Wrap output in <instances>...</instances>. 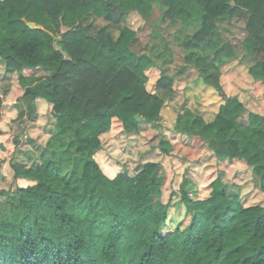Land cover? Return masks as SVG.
I'll return each instance as SVG.
<instances>
[{"label": "trees", "instance_id": "trees-1", "mask_svg": "<svg viewBox=\"0 0 264 264\" xmlns=\"http://www.w3.org/2000/svg\"><path fill=\"white\" fill-rule=\"evenodd\" d=\"M156 3L193 28L181 40L183 61L217 71L220 93L222 68L239 57L217 22L244 18L246 72L264 83V0H0V63L17 74L26 103H15L17 119L32 117L40 99L55 120L38 164L9 160L13 180L33 184L0 190V264H264V205H246L241 190L229 194L217 179L203 188L184 173L163 202L160 163L129 176L118 161L108 176L91 158L115 122L125 142L141 124L165 118L158 88L172 96L176 79L165 61L133 50L138 36L128 20L134 13L147 21ZM94 19L105 24L95 28ZM175 110L169 129L204 142L219 161L243 160L264 193V114L247 111L241 122L246 108L237 97L210 121Z\"/></svg>", "mask_w": 264, "mask_h": 264}, {"label": "rangeland", "instance_id": "rangeland-1", "mask_svg": "<svg viewBox=\"0 0 264 264\" xmlns=\"http://www.w3.org/2000/svg\"><path fill=\"white\" fill-rule=\"evenodd\" d=\"M164 11L165 7L160 3H156L147 21H143L134 13L129 16L130 26L137 31L138 36V41L134 45L133 50L156 56L158 63L165 61V65L163 66L168 70V75L176 79L174 95H170L168 86L158 88L159 97L164 102L172 103L174 106L173 109H180L182 107L196 111L205 120L210 121L222 103L221 93L216 87L217 71L209 69L208 71L202 72L198 68L184 63L183 56L185 51L181 46V40L193 28H182L178 22L172 21L168 14L164 15ZM93 23L95 28L105 24L100 19H94ZM217 30L222 38L228 39L233 43L235 52L239 57V60H233L235 66L240 68L249 64L250 60L245 55L244 49L240 44V41L245 35L244 18L233 19L231 22L220 20L217 22ZM116 35L117 32L114 31V37ZM41 73L42 71H39V74ZM229 74L230 70L223 67L220 73V81L222 80L223 83L221 84L223 93L229 88L227 87L230 81ZM16 100L20 101L22 108L26 107V103H23L21 98ZM45 108L43 115L48 118H45L40 124L33 123L32 120H27L25 122L26 124L22 120H15L16 122L14 124L17 126L15 132H18V135L15 133V138L13 139H17L19 145L20 142H25L26 139L31 138L33 140L29 148L27 147V152L21 150L25 154H17V151L9 153V151L5 150L6 152L2 154V158L0 157V190L29 185L23 181L17 182L13 180L12 171L9 166L11 157L14 156V159H23L25 163L33 166L39 163L41 157L45 156L43 155L44 145L42 144L45 143L54 124V120L48 112V107L46 106ZM243 119L244 117H240L241 122H245ZM28 128L32 133L31 137L28 136ZM114 128L117 127L114 126ZM5 130L8 131L7 129ZM140 131L142 135L137 140L138 147L136 146L137 149L135 148L127 156V161L125 158V149L122 147L127 145L120 138H118L121 141L120 147L117 145L113 146L112 140L107 142L109 145L107 150L110 154L106 155L105 152H96L91 155V158L109 167H113L114 165V162L110 158L115 162L120 161V163L126 165V172L129 176L135 175L145 162L161 163L164 176L162 186L163 202L168 201L172 192L175 191L173 187H176L177 181L182 177V174L186 173L188 175L190 174L201 185L206 181L205 179H202V182L199 181L202 176L207 177L209 180L207 181L208 183L217 179L229 194L240 192V187H242L241 193H245L246 205H264V193L259 192L255 186L257 180L254 178L251 168L243 160H218L219 162H217L216 159H211L210 152L204 142L189 136L171 134L170 130L159 123H143L140 125ZM2 139H6L10 147L14 149L13 140H9V136L7 138L6 135ZM29 153L34 158L33 161L28 159L27 155ZM75 160L76 158H72V156L65 158L64 166L68 171L75 169ZM205 161L206 163L202 166L201 162ZM205 165L207 166L205 167ZM173 200H175V197H173ZM4 201L5 197L0 195V204H3ZM164 229H167V227Z\"/></svg>", "mask_w": 264, "mask_h": 264}, {"label": "crops", "instance_id": "crops-1", "mask_svg": "<svg viewBox=\"0 0 264 264\" xmlns=\"http://www.w3.org/2000/svg\"><path fill=\"white\" fill-rule=\"evenodd\" d=\"M238 66H240V65H238ZM224 68H227L230 70V74H229L230 81L228 82V86L226 85L229 88H228V90L225 91V94L228 96H235L241 102H243V104L246 108V111L243 113V116H242V117H244L243 120L244 121L247 120V111H252V112L259 113V114H264V83L253 81L249 77V75L247 74L246 68L244 66L240 67V68L235 66L234 61L226 64L224 66ZM29 73H30L29 71H26L25 75L29 74ZM152 75L154 76V74H152ZM156 78L157 77H155L154 80H156ZM220 83L223 84L222 80L220 81ZM22 95H23V90L21 89V87L18 84L17 74L16 73H13V74L5 73L4 72V66H3V64L0 63V96H2V98L4 100V106H3L2 110L0 111V132H1L0 133V157L1 158L3 156L2 154H4V152L9 151V153H12L14 150L10 147L9 142L6 139H2V138H5V136L7 135V138L9 136V140H10V139H13L15 137V133H16V135H18V132H15V130L17 129V126L14 124L16 122L15 120H22L24 123L27 122V120H32L33 123L36 122L37 124H40L41 122H43L45 120V118L46 119L48 118L45 115H43L44 109H46L45 107L47 104L44 101L37 99L35 102V104H36L35 114L31 117L25 112L24 115L22 116V118L17 119L18 112H17V109L15 107V103L17 102L16 99L21 98ZM165 103H166V108L164 110L165 118L159 124H162L168 130H170L171 134H175L178 136L179 135L187 136V135L180 134V133H177V132L169 129V127H168L169 123H168L167 117L169 115L170 109H173L174 106L170 102H165ZM175 111H179V108L176 109ZM215 114H216V112H215ZM52 119H53V117H52ZM54 125H55V120H54L53 128L49 132V135L46 138L45 143L42 144V145H44L43 146L44 150H45V147L47 145L48 140L50 139V137L53 133ZM115 126L117 127L116 122H115ZM5 129H7L8 131H6ZM119 130H120L119 127L114 128V125H113L111 131L108 132L107 134L103 135L102 141H103L104 145H103V149L100 150L99 152H105L106 155L110 154V152L107 150L109 147L107 142H109L110 140L113 141V146L117 145L118 147H120L119 143L121 141H120V139H118L119 138L118 137L119 136ZM27 132H29L28 136L31 137L32 133L30 132L29 128L27 129ZM141 135H142V132L140 131L138 135H132V136H129L128 139H126L125 144L127 146H122L125 149L124 151L126 154L125 155L126 161H127V156H129V154H131V152H133L135 148L137 149V147H138L137 146L138 145L137 140L140 139ZM25 137H27V135H25ZM32 140L33 139L29 138V139H26L27 142L26 141L20 142L19 148L17 149V152H18L17 154H25V153H22L24 151H21V150H25L27 152L28 151L27 147L29 148ZM44 150H43V153H44ZM27 156H28V159H30V161L34 160V158L31 156L30 153ZM210 156L212 157L211 159H213V160L215 159V158H213L211 153H210ZM171 158H174V157H171ZM110 159L114 162L113 167H109L106 164H102L100 162H97V163L100 165L101 169L103 170V172L106 175L113 176L114 174H116L120 170V167L117 164V162H115L112 158H110ZM174 159H176V158H174ZM16 160L18 162L25 164V165L31 166V164L25 163L23 159H17L16 158ZM236 160L239 161L238 159H236ZM124 162H125V160H124ZM217 162H219V161L217 160ZM205 163H206V161L201 162V165L203 166ZM206 166L207 165H205V167ZM124 168H125V170L127 169L126 165H124ZM202 179H205L206 181L202 185L199 184V186H202L203 188H205V187H207V185L210 182L209 183L207 182V181H209L207 179V177L202 176L199 181L202 182L201 181ZM16 181L17 182L23 181L29 185L33 184L31 181H28L26 179H17ZM240 189L242 190V187H240Z\"/></svg>", "mask_w": 264, "mask_h": 264}, {"label": "water", "instance_id": "water-1", "mask_svg": "<svg viewBox=\"0 0 264 264\" xmlns=\"http://www.w3.org/2000/svg\"><path fill=\"white\" fill-rule=\"evenodd\" d=\"M27 25H28V27L33 28V29H41V27L38 25H34L31 23H27ZM221 98H222L223 102H227L229 100L235 99L236 97L235 96H227L225 93H221Z\"/></svg>", "mask_w": 264, "mask_h": 264}]
</instances>
